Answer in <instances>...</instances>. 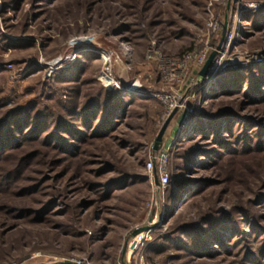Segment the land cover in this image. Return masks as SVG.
I'll return each mask as SVG.
<instances>
[{"label":"trees","instance_id":"trees-1","mask_svg":"<svg viewBox=\"0 0 264 264\" xmlns=\"http://www.w3.org/2000/svg\"><path fill=\"white\" fill-rule=\"evenodd\" d=\"M16 1L3 0L1 14L14 12ZM37 1L31 0V3L41 7L42 2L49 0ZM224 12L228 24L229 10ZM246 15L242 18L249 20ZM33 19L35 15L26 16L23 23H19L20 34L24 35ZM5 30L15 39L0 32V53L8 50L15 53L36 46L32 39L15 36L10 31L14 30L13 26ZM132 31L128 25L119 26L114 34H131ZM40 46H44L43 43ZM34 57L12 60V64L18 68L30 64L33 73L38 66ZM90 57L85 55L87 60L92 59ZM86 70L79 58L67 68L53 72L42 84L32 86L30 92L35 97L31 101L13 99L7 107L0 98V215L41 223L57 214L65 220L59 229L69 232L71 221L77 224L83 212L89 210L86 217L90 215L94 225L108 212L105 203L115 197L116 192L134 182L150 181L144 171L145 160L138 162V171L132 168L134 170L127 172L118 165L114 151L136 147L128 130L142 131L144 137L150 135L143 125L151 120L154 106L159 105V114L163 110L154 97L158 92L138 98L125 91L106 90L96 80L86 77ZM23 72L19 70L18 77L23 76ZM6 73V67H0V79H6ZM199 91L197 89L195 97ZM201 99L197 115L174 139L171 178L162 193L166 216L171 223L155 243L146 247V259L150 261L167 252L166 261L170 264L179 260L185 264H264V225L261 222L264 188L243 203L235 202L228 211L220 207L230 186L238 181L245 184L249 180L246 173L251 172L248 175L252 178L257 175V170L249 166L236 175L229 163L264 156V118L240 111L247 105H264V67L219 73ZM144 108L148 110L136 114L138 109ZM166 130L160 143L166 137ZM119 133L123 134L122 138ZM92 147L94 154L90 153ZM105 149L111 155L107 159ZM155 149L159 153V146ZM44 158L43 162L38 161ZM95 158H102L101 163H94ZM39 163L45 171H35L36 177H28L26 174ZM199 173L200 176L195 177ZM106 177V181L100 182ZM49 181L63 182V185H45L50 188L46 191L44 184ZM151 185L156 187L154 182ZM70 186L78 198L76 205L70 204ZM36 194L47 198L38 199L35 204ZM26 202L29 206H25ZM194 208L196 211L192 212ZM103 221L108 222L105 218ZM103 230L101 226L95 231L96 241Z\"/></svg>","mask_w":264,"mask_h":264},{"label":"rangeland","instance_id":"rangeland-1","mask_svg":"<svg viewBox=\"0 0 264 264\" xmlns=\"http://www.w3.org/2000/svg\"><path fill=\"white\" fill-rule=\"evenodd\" d=\"M2 2L3 0H0V32L15 39L5 30V27L11 25L14 30L10 31H13L15 36L21 35V39L29 38L36 43L35 47L28 50H19L15 53L8 50L0 53V67H6L5 78H8L0 79V98L7 107L13 99H20L23 102L34 99V93L30 92L32 86L42 84L53 72L67 68L79 58L85 63L86 77L96 80L100 85L104 86L100 80L101 73L108 71L111 79L120 87L111 90L123 91L121 90L123 87L136 85L140 91L133 95L146 98L156 91L160 94L170 89L177 97L184 98L180 99L184 100L182 102L184 104L196 101L198 110L202 103L201 96L214 83L219 73L252 66L264 67V0H49L42 2L41 7L35 4L37 0L34 4L31 0H17L15 9L13 6L15 11L9 10L4 15L1 14ZM250 6L257 8L253 9ZM225 9L229 10L226 31H231L234 40L228 49L224 47L227 54L223 58V63L233 62L236 67H227L213 77L210 74H206L208 77L206 75L201 77L206 61L222 43V30L226 23ZM40 11L43 13L39 14ZM243 14H248L246 17L250 19H243ZM32 15H35V19L24 31V35L20 34L22 33L20 24L26 16ZM261 17L262 21H259ZM8 18L9 21H6ZM126 25L133 30L131 34L129 32L117 36L114 34L119 26ZM42 43L44 46H40ZM76 44L80 46L73 48ZM202 51L206 52L205 61L198 67L186 66L187 75L183 82H178L179 84L164 82L163 74L169 73L173 62L181 61L187 54L198 55ZM33 55L38 63L36 72L31 73L28 63L19 68L12 64V60H21ZM80 55L81 57H78ZM85 55H91L92 59L87 60ZM102 56L109 57V61L104 64L101 61ZM258 59L259 62H255ZM21 69L24 70L23 76L18 77L17 72ZM198 80L201 84L195 87ZM197 89L200 91L195 97ZM237 105L235 103L233 107L236 108ZM158 107L159 105L152 108L154 112H150L151 120L142 124L144 131H150V135L144 137L142 131L128 130L136 147L114 151L118 165L127 172L134 170L132 168L138 171L137 164L140 160L146 162L150 156L158 154L155 149L157 146L158 152L171 156L168 162L169 171L172 168L174 139L188 122L183 125L182 116L178 113L170 121L164 141L157 145L156 136L169 117L164 116L163 105L161 114L158 113L160 111ZM216 107L217 105L214 109ZM144 109H138L136 114L141 115L143 111L148 110ZM240 111L264 118L263 104L247 105L245 108L241 107ZM133 125L137 126V122ZM119 136L122 138L123 134ZM91 149L90 153H93V147ZM105 150V153H108L105 156L107 159L111 155L108 149ZM43 160L45 158L38 161ZM101 160L102 158H95L94 163H101ZM229 165L230 168H234L236 175L241 174L248 166L255 168L257 175L252 178L248 175L251 172L246 173L245 176H249V180L245 184L238 181L237 184L230 186L227 195L222 199L223 204L220 205L225 211H228L235 202L243 203L242 201L264 188V156L234 160ZM140 170L143 174V169ZM35 171L44 172L45 168L40 163L35 164L26 175L36 177ZM199 176L200 173L195 177ZM237 178L235 177L236 180ZM103 180L106 181L107 177L100 182ZM151 184L152 182L148 181L127 185L122 191L116 192L115 197L106 201L108 212L103 213L99 221L92 225L90 215L89 218L86 217L88 210L83 212L84 215H80L77 224L71 221L69 232L67 229V232L59 229V225L65 220L57 214L41 223L0 215V264H121L124 250V264H135L128 249L132 234L148 227L150 234L145 243L147 247L155 243L171 223L166 216L163 196L158 195ZM45 185L62 187L63 182L59 184L57 181H49L44 184L46 191H50ZM68 192L72 201L70 204L76 205L78 198L76 193H73V187L70 186ZM33 198L36 199L34 200L36 204L38 199L44 200L47 197L36 194ZM28 204L26 202L25 206H29ZM195 211L194 208L192 212ZM104 218L108 222L105 223ZM261 222L264 225V216ZM101 226L104 230L96 241L98 236L96 235L95 240V231ZM166 253L152 257L149 261L144 250L145 263L170 264L166 261L168 257ZM174 264L185 263L179 260Z\"/></svg>","mask_w":264,"mask_h":264},{"label":"built area","instance_id":"built-area-1","mask_svg":"<svg viewBox=\"0 0 264 264\" xmlns=\"http://www.w3.org/2000/svg\"><path fill=\"white\" fill-rule=\"evenodd\" d=\"M253 9H256L257 7L255 6H250ZM215 30L212 31L214 33ZM234 38L231 33V31H226L225 37L222 40L221 46L218 50H216V58L214 60V64L210 66L208 70L207 75H211L213 77L215 74L220 72L221 70H224L227 67L230 68H235L236 66L233 65V62L230 64H224L223 63V58L225 54H227V50L233 42ZM226 49H225V48ZM74 58V57H73ZM181 61H176L173 62L174 65L171 70H169L168 74H163V80L164 82L168 83H176L179 84L178 82H183L184 78L187 75V68H185L188 65L198 67L203 64L206 58V52L199 53L198 55L191 53L187 54ZM219 58V59H218ZM260 59H258L255 62H259ZM104 64L109 61V57H103L101 60ZM108 70V69H106ZM181 72V74H180ZM180 74V75H179ZM206 75V76H207ZM101 79L102 83L104 84L101 85L104 89L106 90H111L112 88L119 89L120 87L117 86V83L114 82V80L111 79L110 73L107 72H102L101 73ZM208 77V76H207ZM201 84V81H196L195 87L199 86ZM121 90L127 92V93H138L140 91L139 88L134 86L130 87H123ZM154 97L164 106L165 108V117H168L174 110L179 113V115L182 116L183 120V125L189 122V120L195 116L198 112L197 108V103H192V104H184L182 103L183 101H180L183 97H177L176 93H172L171 90L169 89L166 92H161L160 94L154 95ZM184 99V98H183ZM199 106V103H198ZM171 156L168 155V153H163L159 152L158 154H155L153 156H150L149 159L145 162L144 164V169L145 172L148 174L150 181L153 183L154 181V174L157 175L158 179V185L154 187V190L158 193V195H162V193L165 191L166 187L168 186L170 182V172L168 169V162L170 161ZM150 234V230H146L134 238L130 239L129 244H128V249L131 252V257L134 260L135 264H147L145 263L144 260V250L146 248V239Z\"/></svg>","mask_w":264,"mask_h":264},{"label":"water","instance_id":"water-1","mask_svg":"<svg viewBox=\"0 0 264 264\" xmlns=\"http://www.w3.org/2000/svg\"><path fill=\"white\" fill-rule=\"evenodd\" d=\"M225 32H226V23H225L224 26H223L221 42H222V40H223V37H224ZM220 46H221V43L219 44L217 50L220 48ZM215 56H216V52H213V53L210 55V57L208 58V60L206 61L205 65H204V67H203V69H202V72H201V74H200L201 77H204V76L207 74V72H208V70H209V68H210V66H211V64H212V62H213ZM175 113H176V110H174V111L169 115V117L167 118V120H166V121L164 122V124L162 125V127H161V129H160V132H159V134H158V136H157V138H156V141H155V143H156L157 145L160 144V142H161V138H162V136H163V133H164L165 130L167 129V127H168L170 121L172 120V118L174 117ZM154 183H155V185H158V179H157L156 174H154ZM148 229H149L148 227H145V228H142V229H139V230L135 231V232L132 234L131 238H134V237L137 236L138 234H140V233H142V232H144V231H146V230H148ZM125 247H126V246H125ZM126 248H127V247H126ZM126 248H125V249H126ZM124 257H125V250H124L123 255H122V261L124 260ZM66 264H72V263H66ZM122 264H124V262H122Z\"/></svg>","mask_w":264,"mask_h":264},{"label":"bare ground","instance_id":"bare-ground-1","mask_svg":"<svg viewBox=\"0 0 264 264\" xmlns=\"http://www.w3.org/2000/svg\"><path fill=\"white\" fill-rule=\"evenodd\" d=\"M79 46H80L79 44H78V45L76 44V45L73 46V48H77V47H79ZM225 57H226V54H225L224 58H225ZM207 74H208V72H207Z\"/></svg>","mask_w":264,"mask_h":264}]
</instances>
